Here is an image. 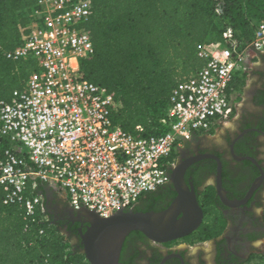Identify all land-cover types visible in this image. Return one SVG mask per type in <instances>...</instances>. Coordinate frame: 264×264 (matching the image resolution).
Here are the masks:
<instances>
[{
  "label": "built area",
  "instance_id": "built-area-1",
  "mask_svg": "<svg viewBox=\"0 0 264 264\" xmlns=\"http://www.w3.org/2000/svg\"><path fill=\"white\" fill-rule=\"evenodd\" d=\"M92 12V0H37L22 43L7 53L38 58L39 67L23 88L0 96V200L21 205L25 217L40 210L49 218L44 193L31 192L37 182L77 211L109 217L132 208L169 181L184 141L233 116V83L264 51V21L248 43L227 27L222 40L199 47L205 64L172 91L161 119L167 129L142 135L138 126L135 134L113 122L107 87L82 72L81 61L94 54Z\"/></svg>",
  "mask_w": 264,
  "mask_h": 264
},
{
  "label": "trees",
  "instance_id": "trees-1",
  "mask_svg": "<svg viewBox=\"0 0 264 264\" xmlns=\"http://www.w3.org/2000/svg\"><path fill=\"white\" fill-rule=\"evenodd\" d=\"M36 3L0 0L1 97L23 88L39 69L38 58L7 56L22 43L20 29ZM92 11L86 28L94 54L81 61L84 77L113 95L116 125L135 134L141 126L142 135H151L167 129L161 119L174 88L205 64L199 47L222 40L227 27L251 42L264 21V0H92ZM246 78V72L236 78L231 94L242 91ZM44 185L37 182L31 192L44 193ZM0 264L91 263L40 210L25 217L21 205L0 200Z\"/></svg>",
  "mask_w": 264,
  "mask_h": 264
},
{
  "label": "flooded vegetation",
  "instance_id": "flooded-vegetation-1",
  "mask_svg": "<svg viewBox=\"0 0 264 264\" xmlns=\"http://www.w3.org/2000/svg\"><path fill=\"white\" fill-rule=\"evenodd\" d=\"M263 56L264 51L260 56ZM250 73V70L247 73ZM238 98V96H237ZM243 104L239 122L228 129L224 142L212 145L195 133L183 142L177 164L183 170L155 191L148 192L129 209L161 211L180 195L195 197L202 209L199 226L189 234L157 241L139 230L124 239L119 262L123 264H264V78ZM47 213L75 248L81 249L82 233L90 222L57 190L43 186ZM183 215L179 213L178 217ZM204 237H207L204 239ZM189 241H210L209 248ZM193 247V246H192ZM263 260V261H262Z\"/></svg>",
  "mask_w": 264,
  "mask_h": 264
},
{
  "label": "water",
  "instance_id": "water-1",
  "mask_svg": "<svg viewBox=\"0 0 264 264\" xmlns=\"http://www.w3.org/2000/svg\"><path fill=\"white\" fill-rule=\"evenodd\" d=\"M187 165L188 162H182L174 166L175 176L171 179L176 181V174L183 172ZM79 211L87 214L90 222L81 235V251L91 264H123L119 262L122 243L131 231H142L157 241H169L189 234L202 220L197 199H187L183 195L161 211L121 209L109 217H101L88 209ZM180 212L183 215L178 217Z\"/></svg>",
  "mask_w": 264,
  "mask_h": 264
},
{
  "label": "rangeland",
  "instance_id": "rangeland-1",
  "mask_svg": "<svg viewBox=\"0 0 264 264\" xmlns=\"http://www.w3.org/2000/svg\"><path fill=\"white\" fill-rule=\"evenodd\" d=\"M260 54L257 57V59L253 60L252 64H249L248 66V71L250 70V73L248 74L246 78V82L244 84L242 91L235 92L231 96V99L235 106L233 116L229 120L223 121L219 125H217L212 132L211 131L203 132L202 141L204 143L209 144V145L210 144L212 145L213 142H216L219 144L223 143L224 136L227 133L228 129L231 128L233 130L236 127L237 123L239 122L238 114L241 112V110H243L242 109L243 104L251 105L253 107L251 99H250L251 92L256 87L261 85L263 78H264V61H263V56L262 55L260 56ZM181 241L187 242V244H189V249L194 248L196 245L209 248V245H210V241H207V240L189 241V239H184Z\"/></svg>",
  "mask_w": 264,
  "mask_h": 264
},
{
  "label": "crops",
  "instance_id": "crops-1",
  "mask_svg": "<svg viewBox=\"0 0 264 264\" xmlns=\"http://www.w3.org/2000/svg\"><path fill=\"white\" fill-rule=\"evenodd\" d=\"M256 59H257V58H256ZM246 73H248V71H247Z\"/></svg>",
  "mask_w": 264,
  "mask_h": 264
}]
</instances>
